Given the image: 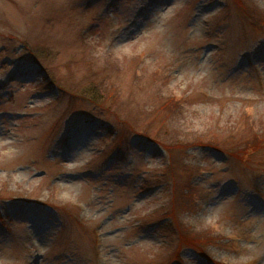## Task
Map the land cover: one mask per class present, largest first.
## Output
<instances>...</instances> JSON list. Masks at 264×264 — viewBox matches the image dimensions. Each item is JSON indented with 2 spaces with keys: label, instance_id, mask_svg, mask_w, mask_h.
Returning <instances> with one entry per match:
<instances>
[{
  "label": "rangeland",
  "instance_id": "obj_1",
  "mask_svg": "<svg viewBox=\"0 0 264 264\" xmlns=\"http://www.w3.org/2000/svg\"><path fill=\"white\" fill-rule=\"evenodd\" d=\"M0 264H264V0H0Z\"/></svg>",
  "mask_w": 264,
  "mask_h": 264
},
{
  "label": "trees",
  "instance_id": "obj_2",
  "mask_svg": "<svg viewBox=\"0 0 264 264\" xmlns=\"http://www.w3.org/2000/svg\"><path fill=\"white\" fill-rule=\"evenodd\" d=\"M92 101H93V100H92ZM174 101H175V103H176V106H177V107H178V105H177V102H178V103H181V100H180V99H178V98H177V99H175ZM101 102H102V101H101ZM190 194H193V192H192V193L190 192Z\"/></svg>",
  "mask_w": 264,
  "mask_h": 264
}]
</instances>
